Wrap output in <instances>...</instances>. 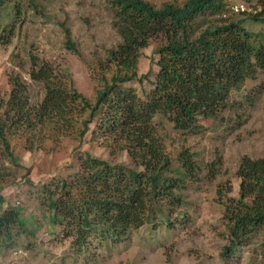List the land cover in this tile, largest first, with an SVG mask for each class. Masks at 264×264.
Masks as SVG:
<instances>
[{"label": "trees", "instance_id": "1", "mask_svg": "<svg viewBox=\"0 0 264 264\" xmlns=\"http://www.w3.org/2000/svg\"><path fill=\"white\" fill-rule=\"evenodd\" d=\"M10 1L0 0V12ZM108 7L121 42L90 66L97 83L91 96L75 89L68 70L66 83L45 85L37 104L30 103L17 76L10 77V92L0 93V207L6 203L2 191L19 168L17 147L48 151L51 142L66 136H75L81 145L93 122L95 131L110 139V154L130 160L113 162L86 153L72 181L62 177L56 185H43V202L77 253L87 249L92 227L120 243L133 229L153 228L155 213L169 222L173 207L182 204L180 183L193 176L196 165L186 151L172 164L152 123L154 116L192 132L199 119L218 118L231 91H240L264 71V34L244 26L264 23V0H257L258 11L245 16L243 10L241 17L228 13L226 0L161 6L147 0H108ZM12 33L0 34V41L7 44ZM156 41L157 72L149 82L138 74V66L142 50ZM67 45L71 47L69 40ZM135 80L142 86H132ZM141 80H147L148 90ZM258 94L252 91L244 99L253 102ZM219 164L217 157L207 165L212 176ZM234 177L237 192L230 180L215 188L216 204L224 210L222 255L248 245L264 228V158L241 157ZM23 232L28 231L20 206L0 210V250L12 247Z\"/></svg>", "mask_w": 264, "mask_h": 264}, {"label": "rangeland", "instance_id": "2", "mask_svg": "<svg viewBox=\"0 0 264 264\" xmlns=\"http://www.w3.org/2000/svg\"><path fill=\"white\" fill-rule=\"evenodd\" d=\"M147 1L161 6L165 2L181 5L184 0ZM226 1L228 13L236 16H242V10L235 12L236 6L244 7L245 16L259 10L257 0ZM113 20L108 0L10 1L0 12V34L13 31L5 39L7 44L0 41V93L8 94L10 77L17 76L30 103L37 104L45 94V85L66 83L68 70L75 89L91 96L97 83L90 66L121 42ZM244 26L264 34V23ZM157 45L159 41L144 48L139 61L138 74L146 75L149 82L157 72ZM141 83L146 90L150 88L147 80ZM140 85L132 82L134 87ZM255 90L259 91L257 98L245 101V94ZM152 123L173 165L179 163L184 151L196 165L193 176L180 183L183 202L173 207L169 222L160 212L155 213L153 228L133 229L120 243L104 238L92 227L87 249L74 250L71 238L64 237L62 224L53 220L43 202V185H56L62 177L72 181L86 153L130 164L127 155L110 154L106 146L110 139H104L97 128L95 131L92 122L81 145L75 136H66L51 142L53 148L48 151L29 152L23 147L14 151L19 168L2 191L6 203L0 210L20 206L28 232L15 237L12 247L0 250V264H264V228L248 245L222 255L226 242L219 233L224 227V210L215 201L218 183L230 180L237 192L239 180L234 173L241 157L264 158V71L240 91H231L227 109L218 118L199 119L192 132L175 129L159 115ZM217 157L220 164L212 176L207 165Z\"/></svg>", "mask_w": 264, "mask_h": 264}, {"label": "built area", "instance_id": "3", "mask_svg": "<svg viewBox=\"0 0 264 264\" xmlns=\"http://www.w3.org/2000/svg\"><path fill=\"white\" fill-rule=\"evenodd\" d=\"M239 10H240V11H241V10L243 11V10H244V7H242V6L237 7V6H236V7H235V11H239Z\"/></svg>", "mask_w": 264, "mask_h": 264}]
</instances>
